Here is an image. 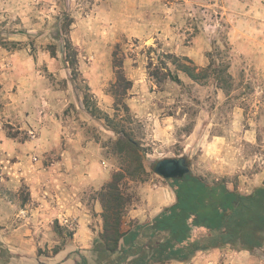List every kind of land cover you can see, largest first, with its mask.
<instances>
[{"label":"rangeland","instance_id":"1","mask_svg":"<svg viewBox=\"0 0 264 264\" xmlns=\"http://www.w3.org/2000/svg\"><path fill=\"white\" fill-rule=\"evenodd\" d=\"M111 1L0 0V126L18 140L35 138L39 129L33 122L17 128L25 117L16 107L23 104L26 119L38 120L40 113L48 123L84 128L86 141L95 143L89 155L99 170L110 173L109 181L126 160L113 153L117 134L103 119L80 116L76 105L82 103L87 84L96 105L121 122L139 144L143 171L121 183L130 195L123 227L130 220H150L175 201L171 178L153 169L163 158L183 157L190 172L203 180L224 181L231 190L251 193L258 187L252 181L255 172L264 168V0H141L136 7L126 0ZM65 14L73 19L68 31L62 26ZM21 51L33 61L34 72L19 68L27 64L16 56ZM209 52L228 64L233 81L228 93L210 78L196 83L177 72L182 81L178 84L149 75L159 61L176 72L167 54L186 56L204 67ZM118 71L132 82L123 96L128 116L114 105L112 90L122 91ZM43 82V88L60 93L47 100L64 99L62 106L41 100ZM39 106L45 109L42 113ZM58 156L55 147L50 152L30 148L26 157L48 165ZM12 159L8 155L0 163ZM8 171L0 167V264H55L69 249L75 219L50 216L26 224L23 209L29 208V187L22 179L12 185ZM101 187L82 193L99 201ZM62 190L53 187L44 195L57 199ZM100 213H91L93 239L102 229ZM217 248L197 251L185 264H264V247L252 252L231 245ZM80 253L87 251L77 248L70 254L75 259Z\"/></svg>","mask_w":264,"mask_h":264},{"label":"trees","instance_id":"2","mask_svg":"<svg viewBox=\"0 0 264 264\" xmlns=\"http://www.w3.org/2000/svg\"><path fill=\"white\" fill-rule=\"evenodd\" d=\"M72 22V17L65 14L63 29L68 31ZM64 45L67 50L72 48L69 38L64 40ZM165 56L176 72L173 73L164 61H159L149 72L157 81L168 78L180 84L182 81L177 72H181L196 83L213 79L216 87L225 93L232 87L228 64L221 56L209 52V61L204 67H197L186 56ZM69 62L73 64V60ZM117 81L122 85V91L112 90L114 105L116 108L121 106L128 116L129 109L123 96L132 82L120 71ZM83 90L85 110L92 117L103 119L117 134L112 141L113 153L122 156L126 164L113 172L110 180L101 187L102 229L94 237L88 252L80 253L74 264H164L185 262L197 251L223 245L250 252L264 247V185L249 194H241L229 189L224 181L209 183L190 171L182 177L171 178L175 195L172 204L163 207L150 220H130L127 227H123L130 195L122 189L121 183L124 178H134L143 171L139 144L121 122L96 105L87 84ZM58 250L59 247H55L54 252Z\"/></svg>","mask_w":264,"mask_h":264},{"label":"crops","instance_id":"3","mask_svg":"<svg viewBox=\"0 0 264 264\" xmlns=\"http://www.w3.org/2000/svg\"><path fill=\"white\" fill-rule=\"evenodd\" d=\"M140 1L141 0H126L129 6L133 7L137 6L135 2L138 3ZM111 2L112 4H120L122 0H113ZM124 2L125 0H123V3ZM101 3H104V1H101ZM101 6L102 4H99V7ZM107 6L111 9L110 3H107ZM116 10L118 11V9ZM137 21L134 19L133 23L135 24V29L139 30L140 25H138L139 23ZM16 56L27 63L26 65L21 63L23 65H19V68H24L25 66L27 71L28 69H32L34 72L35 65L33 61L30 63V58L26 56L25 53L22 51L16 52ZM11 67L14 68L12 65ZM27 80L28 79L25 80L26 83L28 82ZM41 86L40 92L45 96L42 97L41 100L44 103L47 101V104H53L57 106V108L64 104V99L58 101L54 99L47 100L48 96L59 97L60 93L56 90L43 88L44 86L46 87L44 82ZM42 101L40 102L42 103ZM22 105L23 104H18L16 110L20 113L23 112L25 119L23 118L22 123L24 124H20L17 128L21 129L25 126H29L30 123L28 122H33L32 125H36L37 129H39L38 134L31 140L21 141L18 140L17 137L9 136L5 129L0 126V158H4L8 155L13 157V159L10 160V164L4 162L6 160H2L3 162L2 164L0 163V167L9 169V179L12 185H15L22 179L29 187V202L27 204L29 208L23 209L27 221L26 224L36 223L38 219H40L39 223H42L50 218V216L61 218L71 217L75 219L77 226L71 241L68 243L69 249L59 257L55 263L74 264L75 256L70 253L77 248L81 249L84 253L86 251L88 252L92 246L94 236L92 229L89 227L91 213L94 212L99 215L102 210L98 199L91 198L90 200L86 198L82 192L88 187L89 189L93 188L95 190L101 187L108 181L110 173L102 169L99 170L100 167L93 162L92 159L94 158L89 155L88 150L94 148L95 143L86 141L84 128L77 127L71 130L61 126V122L58 123L56 120L48 123L45 120L43 121L42 117H40V113L38 120L34 116H29L26 119V113L24 112L25 107ZM40 106L37 110L42 113L45 109L41 110ZM76 108H81L80 116L83 119L88 120L91 118L89 113L83 110L84 108L81 101L77 102ZM57 123L60 125L59 128ZM55 147L58 148L59 156L48 165H44L41 160H37L33 163L26 157L30 148H34L38 152H50ZM33 168L35 170H33ZM47 179H49V183ZM252 181L255 186L264 185V168L255 172ZM53 187L63 189L57 192V199L49 198L44 195L47 189ZM39 216H41V218ZM217 249V247L211 248L210 251L213 252ZM202 252L204 251L198 253ZM164 264H185V262L172 261Z\"/></svg>","mask_w":264,"mask_h":264},{"label":"water","instance_id":"4","mask_svg":"<svg viewBox=\"0 0 264 264\" xmlns=\"http://www.w3.org/2000/svg\"><path fill=\"white\" fill-rule=\"evenodd\" d=\"M153 169L156 174L163 178L182 177L190 171L183 157H168L157 160Z\"/></svg>","mask_w":264,"mask_h":264}]
</instances>
